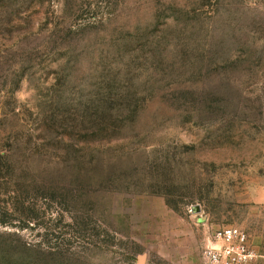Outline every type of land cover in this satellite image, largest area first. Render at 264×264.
I'll return each mask as SVG.
<instances>
[{
	"label": "rangeland",
	"instance_id": "obj_1",
	"mask_svg": "<svg viewBox=\"0 0 264 264\" xmlns=\"http://www.w3.org/2000/svg\"><path fill=\"white\" fill-rule=\"evenodd\" d=\"M229 225L264 264V0H0V264H205Z\"/></svg>",
	"mask_w": 264,
	"mask_h": 264
},
{
	"label": "built area",
	"instance_id": "obj_2",
	"mask_svg": "<svg viewBox=\"0 0 264 264\" xmlns=\"http://www.w3.org/2000/svg\"><path fill=\"white\" fill-rule=\"evenodd\" d=\"M212 237L203 252L205 264H256L259 255L239 227H222Z\"/></svg>",
	"mask_w": 264,
	"mask_h": 264
},
{
	"label": "water",
	"instance_id": "obj_3",
	"mask_svg": "<svg viewBox=\"0 0 264 264\" xmlns=\"http://www.w3.org/2000/svg\"><path fill=\"white\" fill-rule=\"evenodd\" d=\"M197 209V208H196Z\"/></svg>",
	"mask_w": 264,
	"mask_h": 264
}]
</instances>
